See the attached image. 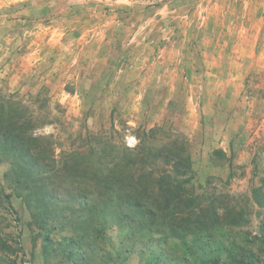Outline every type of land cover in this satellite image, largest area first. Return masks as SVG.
<instances>
[{
    "label": "rangeland",
    "instance_id": "rangeland-1",
    "mask_svg": "<svg viewBox=\"0 0 264 264\" xmlns=\"http://www.w3.org/2000/svg\"><path fill=\"white\" fill-rule=\"evenodd\" d=\"M9 103L53 167L103 148L179 147L189 190L243 213L232 231L217 227L222 239L264 226V0H0V104ZM12 169L0 161V264H82L59 222L47 220L54 245L44 248ZM62 177L66 191L74 180ZM124 230L111 225V243L96 241L92 254L83 242L87 264H112L114 247L117 264H141L144 248L124 251Z\"/></svg>",
    "mask_w": 264,
    "mask_h": 264
},
{
    "label": "trees",
    "instance_id": "trees-1",
    "mask_svg": "<svg viewBox=\"0 0 264 264\" xmlns=\"http://www.w3.org/2000/svg\"><path fill=\"white\" fill-rule=\"evenodd\" d=\"M35 142L29 119L19 108L0 104V161H12V175L23 178L33 223L46 232L44 248L54 245L48 238L47 220L59 222L72 230L64 245L69 259L87 264L90 255L79 252L83 242H89L92 254L96 241L111 243L106 231L115 224L125 229L123 239L132 238L124 251L144 248L141 264H264L252 245L258 242L264 246V226L251 237L244 232L239 239L241 234L233 231L222 239L220 232H215L217 227L224 224L232 231L244 223L243 213L228 206L220 211L214 201L203 204L189 190V161L181 148L150 147L143 153L124 146L116 148L115 156H106L103 148L97 156L89 153L94 157L87 154L78 159L73 154L53 170L52 162L45 163L48 148ZM156 162L165 168L160 175L155 171ZM150 165L153 169H147ZM63 175L74 180L65 183L66 191L57 187ZM89 191L98 199H87ZM171 239H176L181 249L171 245ZM114 248L109 249L106 262L122 263Z\"/></svg>",
    "mask_w": 264,
    "mask_h": 264
}]
</instances>
